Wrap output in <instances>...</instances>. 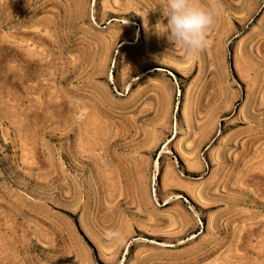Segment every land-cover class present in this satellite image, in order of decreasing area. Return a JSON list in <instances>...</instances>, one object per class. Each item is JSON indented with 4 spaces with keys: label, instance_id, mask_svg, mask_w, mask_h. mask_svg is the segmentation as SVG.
I'll list each match as a JSON object with an SVG mask.
<instances>
[{
    "label": "rangeland",
    "instance_id": "obj_1",
    "mask_svg": "<svg viewBox=\"0 0 264 264\" xmlns=\"http://www.w3.org/2000/svg\"><path fill=\"white\" fill-rule=\"evenodd\" d=\"M193 2L0 0V264H264V0Z\"/></svg>",
    "mask_w": 264,
    "mask_h": 264
},
{
    "label": "clouds",
    "instance_id": "obj_2",
    "mask_svg": "<svg viewBox=\"0 0 264 264\" xmlns=\"http://www.w3.org/2000/svg\"><path fill=\"white\" fill-rule=\"evenodd\" d=\"M162 14L166 24H158L173 46L184 49L187 58L194 59L207 46L206 32L213 25L215 11L193 2V0H164ZM109 239L119 236L118 232L105 233Z\"/></svg>",
    "mask_w": 264,
    "mask_h": 264
},
{
    "label": "bare ground",
    "instance_id": "obj_3",
    "mask_svg": "<svg viewBox=\"0 0 264 264\" xmlns=\"http://www.w3.org/2000/svg\"><path fill=\"white\" fill-rule=\"evenodd\" d=\"M151 61V60H150ZM162 66V65H161ZM239 70V69H238ZM240 72V71H239ZM241 78H244L243 76ZM128 81V80H127ZM193 158V157H192ZM194 163V162H193ZM192 164V163H191ZM195 164V163H194ZM190 166V165H189Z\"/></svg>",
    "mask_w": 264,
    "mask_h": 264
}]
</instances>
